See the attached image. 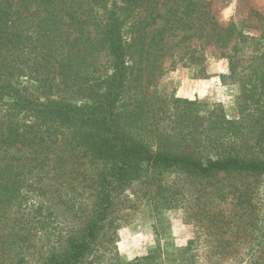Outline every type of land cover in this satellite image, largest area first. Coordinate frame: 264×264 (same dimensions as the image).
<instances>
[{
  "label": "trees",
  "instance_id": "1",
  "mask_svg": "<svg viewBox=\"0 0 264 264\" xmlns=\"http://www.w3.org/2000/svg\"><path fill=\"white\" fill-rule=\"evenodd\" d=\"M18 3L14 8L12 0H0V148H27L32 155L25 160L12 156L0 166V264H31V258L34 264H101L100 235L114 199L149 172L180 171L201 183L217 178L222 198L227 175L253 176L256 183L264 178V14L255 11L260 23L256 33L231 19L214 22L211 35L201 34L228 62L223 83L241 88L238 116L228 118L217 104L173 97L169 111L158 95L144 96L145 73L154 68L164 72L170 31L169 24L150 28L158 17L156 0ZM65 21L78 35L60 37ZM129 22L130 41L124 33ZM28 29L44 40L45 59L50 61L54 53L63 78L80 95L79 103L33 99L9 82L20 68L16 50L33 39ZM203 50L193 46L186 58H178L198 77L206 76ZM100 51L107 53V71L95 75ZM129 76L130 109L121 103ZM69 166L68 179L64 175ZM53 178L74 188L65 203L75 221L65 230L47 198L48 180ZM246 188L234 215L215 210L207 219L230 229L245 223L249 228L244 232L261 244L251 263L264 264V188ZM164 189L158 190L160 196ZM206 230L214 234L212 228ZM189 246L177 250L180 264H193L186 256ZM156 259L151 251L130 264H154Z\"/></svg>",
  "mask_w": 264,
  "mask_h": 264
},
{
  "label": "rangeland",
  "instance_id": "2",
  "mask_svg": "<svg viewBox=\"0 0 264 264\" xmlns=\"http://www.w3.org/2000/svg\"><path fill=\"white\" fill-rule=\"evenodd\" d=\"M12 1L14 8H18V0ZM155 5V14H158V17L156 24L150 28L169 24L170 31L167 32L164 44V72L154 68L145 73L144 96L158 95L159 100H165L162 103L166 109L171 105L173 97L217 104L223 107L228 118L237 117L240 85L223 83L221 76L228 72V62L221 57L218 48L204 42L201 34L207 32L211 35L215 29L214 22L226 24L231 19L249 32H258L260 23L255 11L264 14V0H156ZM31 8L35 9L36 4H31ZM16 16L14 14L13 19ZM22 21L23 17L18 23ZM27 32H30L33 39L30 44V41L26 40L20 49L16 50L20 68L18 75L12 77L9 82L14 83L33 99L79 103L80 95L76 94L71 82L65 81L66 77L63 78V69L58 67L60 63L56 61L54 53L49 56L50 61L45 59L47 47L44 46V40H40L39 34L33 32V29H28ZM59 33L62 39L78 35L67 21L61 26ZM124 33L130 41V22ZM193 46L204 47V77L196 76L195 69L184 63L185 59H178L180 56L186 58V52ZM51 48L55 50V46ZM107 58L106 51L97 53L94 63L99 69L94 72L95 75L107 71ZM174 58L178 59V62L172 65ZM149 73L152 77L148 76ZM132 93L129 76L122 95L123 108L130 109ZM163 125L164 122L160 123L161 128ZM31 155L27 148L2 147L0 166L12 156H21L25 160ZM220 176L223 177L224 174L221 173ZM69 177L70 166L64 175V178ZM223 182L225 187L227 186L224 188L225 198H222L216 189L221 184L217 183V178L203 180L201 183L197 178L188 177L186 173L170 170L149 172L141 179L135 180L113 201L100 235V250L104 255L101 264H130V261L151 251L157 254L154 264H180L179 260H175L178 257L177 250L189 245L186 256L193 258V264H252L251 260L261 252V244L244 232V229L249 227L242 223L240 228L235 226L230 229L221 222L218 225L212 224L207 218L215 210H220L223 214L231 212L234 215L240 209L237 199L245 196L242 193L246 187L264 188V178L256 183L253 176L242 179L227 175ZM48 183L50 192L47 198L51 210L59 227L65 230L75 221L73 210L65 203V199L74 192L73 185L62 178L50 179ZM162 188L165 189L161 191L160 196L158 190ZM207 226L212 228L214 234H211V230H206ZM237 230L238 233L235 234ZM168 256L173 257L170 260ZM15 262L16 260H10L9 264H16ZM29 263H36L35 259L31 258Z\"/></svg>",
  "mask_w": 264,
  "mask_h": 264
}]
</instances>
